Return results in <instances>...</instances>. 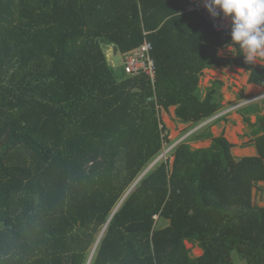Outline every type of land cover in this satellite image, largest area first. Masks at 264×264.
I'll return each mask as SVG.
<instances>
[{
    "label": "trees",
    "instance_id": "obj_1",
    "mask_svg": "<svg viewBox=\"0 0 264 264\" xmlns=\"http://www.w3.org/2000/svg\"><path fill=\"white\" fill-rule=\"evenodd\" d=\"M185 7L0 0V264H264V206L251 202L264 134L255 158L235 162L224 140L202 151L182 141L162 157V111L193 127L218 113L203 69L235 65L264 87V68L238 46L217 56L231 28ZM145 41L153 89L105 55L123 61Z\"/></svg>",
    "mask_w": 264,
    "mask_h": 264
},
{
    "label": "crops",
    "instance_id": "obj_2",
    "mask_svg": "<svg viewBox=\"0 0 264 264\" xmlns=\"http://www.w3.org/2000/svg\"><path fill=\"white\" fill-rule=\"evenodd\" d=\"M111 50L113 52L112 47ZM235 53V47L227 46L218 49L217 56L234 58ZM252 65L254 68H264V60L252 63ZM250 76V70L235 65L203 69L199 78L202 95L204 96L206 90L216 87L217 102L220 106L217 114L224 112L225 114L216 119L213 116L193 127L190 123L181 124L176 121L175 107H170L167 111L161 112V120L166 128L169 141L170 137L176 134L175 139H183L180 142H185L191 151H202L211 148L214 145L213 141L218 140L220 145L227 142L229 145L227 154L235 162L257 157L256 142L264 134L257 126L258 120L264 117V87L259 83L251 82ZM253 98L259 100L241 108L232 109L238 103ZM263 192L264 180H258L251 189V202L258 203L260 207L264 206ZM194 248L197 251L196 254L201 256L202 251L198 247Z\"/></svg>",
    "mask_w": 264,
    "mask_h": 264
},
{
    "label": "clouds",
    "instance_id": "obj_3",
    "mask_svg": "<svg viewBox=\"0 0 264 264\" xmlns=\"http://www.w3.org/2000/svg\"><path fill=\"white\" fill-rule=\"evenodd\" d=\"M205 7L230 18V46L239 47L246 64L264 60V0H206Z\"/></svg>",
    "mask_w": 264,
    "mask_h": 264
},
{
    "label": "built area",
    "instance_id": "obj_4",
    "mask_svg": "<svg viewBox=\"0 0 264 264\" xmlns=\"http://www.w3.org/2000/svg\"><path fill=\"white\" fill-rule=\"evenodd\" d=\"M186 2L185 10L187 12H196L204 16L207 21L212 25L213 29L217 32L227 31L231 28L230 18L218 14L213 16L205 7L206 0H184ZM229 19V22H228ZM151 45L148 42H144L139 48L128 51L123 55V67L125 74L129 77L144 76L150 83L152 89L154 88L155 81V66L150 59ZM137 57L136 63H133L132 58ZM261 98V97H260ZM155 101V96L150 99ZM258 98H253L247 101H242L234 106L232 109H238L243 106L252 103ZM157 109V106H156ZM230 109V110H232ZM224 113L216 114L214 119L223 116Z\"/></svg>",
    "mask_w": 264,
    "mask_h": 264
},
{
    "label": "rangeland",
    "instance_id": "obj_5",
    "mask_svg": "<svg viewBox=\"0 0 264 264\" xmlns=\"http://www.w3.org/2000/svg\"><path fill=\"white\" fill-rule=\"evenodd\" d=\"M228 22H229V19H228ZM219 32H222V31H219ZM105 55H106V58H107V61L115 68V69H119V67H121L122 66V63H123V61H122V57H121V55L120 54H114L113 52H112V50H111V47H107L106 49H105ZM132 60H133V63H136V60H137V57H134V58H132ZM165 120H167V118H165ZM175 135L176 134H174L173 136H171L170 137V143L166 146V149H165V152L162 154V157H163V155L166 153H168V152H170V150H172V148L173 147H175L181 140H183V139H181V140H179L178 138L177 139H175ZM182 138V137H181ZM170 161H172V158L170 159ZM260 205H262V203L260 204ZM162 226H164L165 225V223H160ZM192 247V245L191 244H187V248H191ZM196 249L195 248H192L191 249V253H192V255L193 256H199L200 254H196ZM200 252V251H199ZM195 254V255H194Z\"/></svg>",
    "mask_w": 264,
    "mask_h": 264
},
{
    "label": "water",
    "instance_id": "obj_6",
    "mask_svg": "<svg viewBox=\"0 0 264 264\" xmlns=\"http://www.w3.org/2000/svg\"><path fill=\"white\" fill-rule=\"evenodd\" d=\"M159 159H160V158H158L156 161H154V163H153V164H155V162H157ZM153 164H152V165H153ZM150 167H151V166H150ZM150 167H149V168H150Z\"/></svg>",
    "mask_w": 264,
    "mask_h": 264
}]
</instances>
